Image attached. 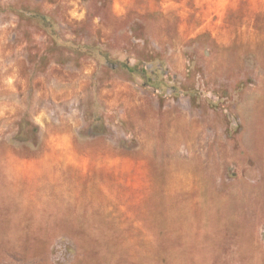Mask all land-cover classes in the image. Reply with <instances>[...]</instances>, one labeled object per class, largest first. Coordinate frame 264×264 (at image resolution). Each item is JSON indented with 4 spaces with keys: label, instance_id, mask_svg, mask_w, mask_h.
Instances as JSON below:
<instances>
[{
    "label": "rangeland",
    "instance_id": "obj_1",
    "mask_svg": "<svg viewBox=\"0 0 264 264\" xmlns=\"http://www.w3.org/2000/svg\"><path fill=\"white\" fill-rule=\"evenodd\" d=\"M0 264H264V0H0Z\"/></svg>",
    "mask_w": 264,
    "mask_h": 264
},
{
    "label": "trees",
    "instance_id": "obj_2",
    "mask_svg": "<svg viewBox=\"0 0 264 264\" xmlns=\"http://www.w3.org/2000/svg\"><path fill=\"white\" fill-rule=\"evenodd\" d=\"M146 82H149L148 80H146ZM149 84V83H148Z\"/></svg>",
    "mask_w": 264,
    "mask_h": 264
}]
</instances>
